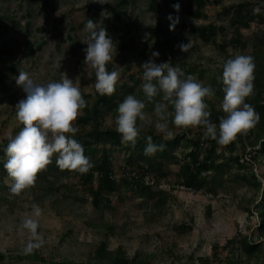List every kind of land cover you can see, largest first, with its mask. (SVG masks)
<instances>
[{"label":"rangeland","instance_id":"374dc122","mask_svg":"<svg viewBox=\"0 0 264 264\" xmlns=\"http://www.w3.org/2000/svg\"><path fill=\"white\" fill-rule=\"evenodd\" d=\"M121 1L0 0V60L17 67L5 84L6 89L0 91V141L9 135L14 136L23 127L16 118L15 108L26 95L22 87L16 84L19 69L28 72L37 83L59 80L65 73L80 90L94 93L95 71L84 63L83 49L87 45L81 41L87 35L83 31L87 19L105 28L112 37L115 49L113 60L107 66L113 63L119 77L128 81V84H131L128 78L130 73L142 75L143 69L140 66L150 58L157 64L169 62L173 66L179 65L185 74L196 68L197 71L192 75L210 86L213 80L222 86L217 77L221 75L222 65L230 55H250L255 70L259 74L264 71V46L256 47L258 37L264 31V27H261L264 23L255 21V30H252L251 25L249 28H241L248 30V34H242L240 29L242 39L248 42L245 49L228 45L222 50L213 43H205L188 28L189 24H207L210 21L217 25L223 24L227 29L218 35L217 42L221 43L235 34L230 16L218 15L221 8L241 2L264 8V0H222L220 5L204 7L208 15L205 19L193 18L180 9L176 12L173 8L175 2L171 5L174 13L169 12L164 17L167 25L165 34L151 39V46L145 54V42L155 26V13L151 10L150 1L124 0V5L118 7L117 3ZM188 1L182 0L183 6ZM105 4L113 7L102 9L99 18L88 15L89 6ZM120 11L124 15L118 19ZM177 17L179 22L170 30L169 25ZM27 22L31 23L29 34ZM171 37H176L179 42L175 48L170 49V45H164L163 42ZM188 42L191 48L188 52H182L179 45ZM154 51L159 56L152 57ZM140 85L135 95L143 99ZM222 98L213 96L208 99L209 108L220 109ZM144 111L154 122L156 117L153 109H147L146 104ZM114 118L113 113L105 115L102 127H114ZM138 124L153 127L139 120ZM169 127L175 135L188 132L191 136H198L203 131L199 127L174 128L171 123ZM235 140L236 149L232 154L241 155L242 147L237 136ZM226 152V156L230 157V152ZM127 156L125 150H116L111 156L118 178L124 175V170H128ZM179 168V163L167 162L164 175L156 176L152 184L156 192H164L167 198L164 205L155 204L157 199L142 197L138 192L123 186L110 196L109 207L100 210L94 205L90 194L82 190L75 176H56L53 179L48 176V179L37 180L18 196L9 191L11 179L4 177L0 181V252L6 253L8 258L0 264H44L20 258L24 255L23 248L27 239L26 232L21 234L20 221L23 216L31 214V205L34 203L42 209L38 231L44 240L42 246L34 251L41 252L48 259L86 261L95 246L107 240L109 249L122 246L129 257H146L149 264H226L227 259L233 255L238 264H264V250L249 256L238 242L243 236L255 243L264 240V236L259 235L261 218L255 209L258 200L256 188L242 179L233 181L226 174L223 184L217 185V195L214 196L203 189H178ZM255 169L264 185V161L259 169ZM236 171L233 168L231 172ZM47 180L53 181V185L49 186ZM62 184L69 190L70 198L64 197L66 187L55 189ZM183 224L192 225L193 229L185 233L178 232L177 227ZM107 226L114 230H109Z\"/></svg>","mask_w":264,"mask_h":264},{"label":"clouds","instance_id":"9594fccd","mask_svg":"<svg viewBox=\"0 0 264 264\" xmlns=\"http://www.w3.org/2000/svg\"><path fill=\"white\" fill-rule=\"evenodd\" d=\"M173 8L179 12V3ZM262 10V6L253 7V15ZM169 19H172L171 14ZM178 22L177 17L169 25L170 30ZM251 28L256 29L255 21L251 22ZM83 31L87 33L81 40L87 45L83 49L84 63L95 71V90L102 96H110L119 79L117 71H109L106 67L113 60L115 46L112 37L91 19L85 21ZM241 32L248 34L246 29ZM191 46L190 42L181 43L179 48L188 52ZM157 56L159 53L154 51L152 57ZM140 67L143 69L140 85L143 99L128 94L115 109V131L120 134L122 143L135 146L142 131L138 120L152 124L156 133L167 139L175 136L169 123L174 128L199 127L204 139L215 140L218 145H227L238 134H246L259 120V113L246 102L254 91L255 63L250 55H230L222 65V73L217 79L222 85L223 98L219 107L224 114L219 117L218 124L210 119L211 110L207 103L215 95L212 86L194 75L185 74L179 65L173 66L169 62L157 64L150 58ZM16 84L26 95L15 106L16 118L23 127L14 136L7 137L8 143L3 149L6 156L4 169L12 181L9 191L19 195L22 190L33 186L37 173L52 162L54 154L59 169L86 174L94 164L84 154L83 145L74 138L79 129L73 122L87 105L78 85L65 73L59 80L37 83L23 69H19ZM146 103L153 104L154 122L146 116ZM145 139V156H152L164 147L153 143L151 136ZM31 209V214L23 216L20 221L21 234L27 233L23 248L26 255L44 243L38 231L42 209L35 203Z\"/></svg>","mask_w":264,"mask_h":264},{"label":"trees","instance_id":"16d2710c","mask_svg":"<svg viewBox=\"0 0 264 264\" xmlns=\"http://www.w3.org/2000/svg\"><path fill=\"white\" fill-rule=\"evenodd\" d=\"M149 1L151 10L155 13V26L151 30L150 37L145 42L144 54L151 46V39L157 35L165 34L167 25L164 17L169 12L174 13V11H171V5L173 3H179L180 10L185 11L188 15L196 19L208 18L207 13L204 11V7L207 5H220L222 3V0H189L188 4L183 6L182 0H164L163 2L159 0ZM124 3V0L118 2V7H122ZM112 7L110 4L102 6L91 5L87 8V12L92 18H99L102 9ZM253 7L251 3L241 2L225 5L221 8L218 15L220 17L230 16L231 26L235 30V34L231 38L225 39L221 43L217 42L218 35L224 33L227 29L223 24L217 25L214 21H210L207 24L193 23L188 25L189 31L200 37L205 43H213L222 50H225L228 45H233L236 49H245L248 42L242 39L240 29L249 28L253 21L264 23V10L258 15H253ZM123 15V11H120L117 18L121 19ZM26 27L27 34H29L31 23L27 22ZM177 42L179 41L176 37H171L163 43L164 45H170L171 49L173 47L175 48ZM263 46L264 31L258 37L256 44L258 48ZM0 62L2 63L0 65V91H3L6 89V82L15 73L17 67L15 64L7 65L3 63L2 59ZM107 70L117 71V68L113 63H110L107 66ZM196 71V68H192L189 74L192 75ZM253 75L254 91L251 96L246 98V102L252 105L255 111L259 113V120L246 134L237 135V140L242 147L241 155L233 156L232 154L236 149V140L227 145H218L215 140L204 139L202 134L191 136L188 132L176 134L173 139H167L162 134H157L153 127L150 126L142 127L141 134L137 138L135 146L130 143H122L120 134L115 131V126L104 129L102 127V119L108 113H113L115 117L117 104L126 95L136 93L138 86L142 82V75L134 72L130 73L128 77L131 80V84H128V81H124L119 77L116 90L110 96L98 94L95 88L92 94L80 90L87 105L73 122L79 129L74 138L83 145L84 154L91 159L94 166L86 174H80L74 170H61L56 164V155L54 154L52 162L45 169L37 173L36 181L48 179V176H51L52 179L56 176H75L79 179L78 182L82 190L90 194L94 205L100 210L109 207L111 204L110 196L120 191L123 186H127L135 192H138L142 197L157 199L155 204L164 205L167 201L164 192H156L152 184L155 182L156 176L159 174L164 175V168L167 166V162L179 163L180 165L179 171L177 172L178 180L176 187L178 189H203L211 196L217 195V185H222L224 176L229 174L233 181L242 179L256 188L258 193L256 199L258 200H255V209L258 217L261 218L259 235L264 236V185L263 181L255 173V168L259 169L262 161H264V71L262 70L259 74V71H256L254 68ZM221 87L217 81L213 80L212 88L215 90L214 96H223ZM146 104L147 109H153L152 103ZM210 110V119L218 124L219 117L224 113L214 107H211ZM147 136L152 137L153 143L158 145L162 144L164 146L163 149L157 151L152 156H145L143 151L147 143L145 139ZM7 143V138H3L0 141V181L4 177H8L4 169L6 156L3 151ZM219 149L222 150L219 152ZM116 150H125L128 155L126 158L128 170H124L125 174L121 178L117 177L111 158ZM179 150L180 154H178ZM226 150L230 152V157L226 156ZM233 168L237 169L235 173L231 172ZM47 182L49 186L53 185V181L47 180ZM62 187L66 186L63 184L58 185L55 189L61 190ZM64 197H71L68 189L65 191ZM247 209L250 211V208ZM107 228L111 231L114 230L111 226H107ZM177 229L178 232L185 233L191 231L193 227L192 225L183 224L178 226ZM238 242L240 248L249 256L257 255L262 253L260 251L264 250V240L255 243L246 236H243ZM7 258L6 253L0 252L1 263H4ZM20 258L32 259L44 264H149L146 257H138V255L129 257L122 246L113 250L109 249L107 240H102L96 245L93 253L86 261L68 258H61L59 260L48 259L39 251L21 255ZM238 263L234 255L230 256L226 262V264Z\"/></svg>","mask_w":264,"mask_h":264},{"label":"built area","instance_id":"2783aa9c","mask_svg":"<svg viewBox=\"0 0 264 264\" xmlns=\"http://www.w3.org/2000/svg\"><path fill=\"white\" fill-rule=\"evenodd\" d=\"M125 174V173H124ZM129 175H132V174H129Z\"/></svg>","mask_w":264,"mask_h":264}]
</instances>
